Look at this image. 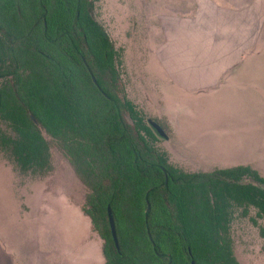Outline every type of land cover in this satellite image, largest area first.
<instances>
[{
	"label": "trees",
	"instance_id": "16d2710c",
	"mask_svg": "<svg viewBox=\"0 0 264 264\" xmlns=\"http://www.w3.org/2000/svg\"><path fill=\"white\" fill-rule=\"evenodd\" d=\"M93 4L0 0V147L23 172L48 173L52 148L61 153L82 185L102 264H240L234 215L264 219V178L249 167L192 172L171 161L126 97L121 52Z\"/></svg>",
	"mask_w": 264,
	"mask_h": 264
},
{
	"label": "rangeland",
	"instance_id": "374dc122",
	"mask_svg": "<svg viewBox=\"0 0 264 264\" xmlns=\"http://www.w3.org/2000/svg\"><path fill=\"white\" fill-rule=\"evenodd\" d=\"M93 2L121 52L126 97L165 129L159 146L171 161L192 172L249 167L264 178V70L253 99L233 64L245 37L254 60L264 57V0ZM51 163L48 173L23 172L0 147V264L103 263L102 242L79 208L82 185L56 148ZM258 226L264 219L253 210L234 215L240 264H264Z\"/></svg>",
	"mask_w": 264,
	"mask_h": 264
},
{
	"label": "crops",
	"instance_id": "0c3cea01",
	"mask_svg": "<svg viewBox=\"0 0 264 264\" xmlns=\"http://www.w3.org/2000/svg\"><path fill=\"white\" fill-rule=\"evenodd\" d=\"M229 3L233 0H224ZM237 38L240 37L238 33H236ZM251 37H245L243 41L239 40L236 42V46L234 48V56H233V64L237 66V79L243 81L247 87L249 88V95L251 98L255 99L256 95H258L257 91V73L258 69L264 70V57L262 61L258 62L257 59L254 60L255 54V45L253 43ZM242 63L244 64L243 74H242ZM255 85V87H254ZM261 91L264 92L263 82H260ZM80 208V207H79Z\"/></svg>",
	"mask_w": 264,
	"mask_h": 264
},
{
	"label": "water",
	"instance_id": "95a60500",
	"mask_svg": "<svg viewBox=\"0 0 264 264\" xmlns=\"http://www.w3.org/2000/svg\"><path fill=\"white\" fill-rule=\"evenodd\" d=\"M92 79L95 82V79L94 78H92ZM148 124L156 132L158 137L163 138L165 140L168 139V135L166 134V132L163 130V128L158 123L153 122L151 120H148ZM149 209H150L149 205H147V212L149 211ZM107 217H108V223H109V228H110V231H111L112 239L114 241L116 249L119 251L114 218H113V214H112V211H111L110 207L107 208ZM191 264H195V263L192 261Z\"/></svg>",
	"mask_w": 264,
	"mask_h": 264
}]
</instances>
